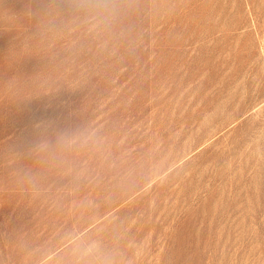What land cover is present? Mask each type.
<instances>
[{
	"label": "rangeland",
	"instance_id": "obj_1",
	"mask_svg": "<svg viewBox=\"0 0 264 264\" xmlns=\"http://www.w3.org/2000/svg\"><path fill=\"white\" fill-rule=\"evenodd\" d=\"M0 264H264V0H0Z\"/></svg>",
	"mask_w": 264,
	"mask_h": 264
}]
</instances>
